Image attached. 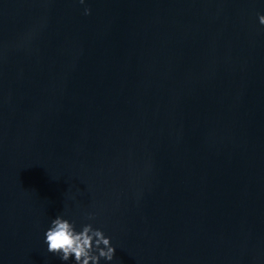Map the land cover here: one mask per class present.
<instances>
[{
  "label": "water",
  "instance_id": "water-1",
  "mask_svg": "<svg viewBox=\"0 0 264 264\" xmlns=\"http://www.w3.org/2000/svg\"><path fill=\"white\" fill-rule=\"evenodd\" d=\"M260 15L0 0V264H74L47 251L58 215L111 237L100 264H264Z\"/></svg>",
  "mask_w": 264,
  "mask_h": 264
},
{
  "label": "clouds",
  "instance_id": "clouds-1",
  "mask_svg": "<svg viewBox=\"0 0 264 264\" xmlns=\"http://www.w3.org/2000/svg\"><path fill=\"white\" fill-rule=\"evenodd\" d=\"M81 4L85 0H80ZM91 9L85 8V15H90ZM259 22L264 25V15L259 16ZM88 220H95L94 214L87 215ZM45 243L47 251L67 262L74 258V264H100L103 259L110 262L114 259L116 248L111 243V237L87 223L77 230L74 221L58 215L51 221L47 229Z\"/></svg>",
  "mask_w": 264,
  "mask_h": 264
}]
</instances>
